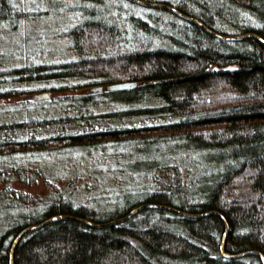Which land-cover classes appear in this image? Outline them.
I'll return each instance as SVG.
<instances>
[{"label":"trees","instance_id":"16d2710c","mask_svg":"<svg viewBox=\"0 0 264 264\" xmlns=\"http://www.w3.org/2000/svg\"><path fill=\"white\" fill-rule=\"evenodd\" d=\"M109 1L125 19L109 17ZM142 1L177 11L75 0L84 18L67 32L77 57L6 66L0 49V100L22 96L28 114L0 120V214L42 205L38 216L10 212L0 264H264V0ZM29 9L0 0V34L16 32ZM40 89L57 95L25 99ZM108 143L131 146L133 165L104 189L91 169L109 156L67 171L17 159ZM38 178L64 183L38 198L11 184ZM78 187L106 190L112 206L87 203Z\"/></svg>","mask_w":264,"mask_h":264},{"label":"rangeland","instance_id":"374dc122","mask_svg":"<svg viewBox=\"0 0 264 264\" xmlns=\"http://www.w3.org/2000/svg\"><path fill=\"white\" fill-rule=\"evenodd\" d=\"M24 1L27 5L31 6V9L27 12L29 18L20 25V28L15 29L17 30L16 32H10L9 29L6 28L2 34H0V49L5 50V65L8 66V64L12 62L18 66H22L27 63H36L39 61H66L77 57L78 53L75 51L72 45V39L67 32L70 26L84 18L82 10L76 8L75 4H73L75 0H49V2L47 1L45 3L42 2L43 0ZM57 1L61 4V6L58 4L60 7L58 5L55 6ZM47 3H52V6ZM108 4L114 10L111 12L113 16H109L111 19L115 18V20L120 21L119 19H121V17L124 18L128 14V11L118 9L114 3L109 1ZM102 7L103 9L106 8L104 6ZM121 14L123 16H121ZM85 17L87 16L85 15ZM132 32L133 31L129 34V38L131 39L133 35ZM39 91H41V89ZM56 95L57 93L52 91V97H56ZM50 100L42 101V103L49 102ZM39 102L41 103V101ZM35 107L36 105H32L30 109ZM11 114L18 115L20 120L27 117V109L22 106V96L19 98L14 97L7 100H0V120L5 119L6 116H10ZM131 150V146H120L119 144L108 143L92 150L84 149L82 153L80 152L77 154L69 152L65 155L51 156L49 155L50 153H43L40 155L29 154L28 156L22 157L20 153L17 155V159L18 163L28 162L36 165L43 164L45 169L48 170H58L62 167L63 171H67L68 167L79 164L75 162L79 160V158L85 159L84 162L79 164L81 165L80 169L82 168L85 170L92 165V160L103 156H109L110 160L107 164L94 165L92 167L94 169H91L93 172H96V174L102 176V178H105L104 180L106 181L103 183L104 186H102L104 189L107 185V181L112 183L117 181L116 179L118 176L121 175L129 165L130 167L133 165L130 162L127 163ZM123 160H125L124 163ZM129 171L132 172L131 168ZM103 175H105V177H103ZM54 183L62 185L64 182L60 183L58 179L53 178H38L37 183L31 185L19 181L11 182L13 188L17 191H24L37 198L40 197V195L46 196L50 193ZM80 183L81 182H77V185H80ZM6 184L7 183L4 181L0 182V190L3 189ZM79 188L80 187L73 189L76 194L87 203L97 205L104 209L112 206L107 205L109 204V199H105L103 196L106 190L104 191L101 188L87 191ZM100 192L102 194L101 196L99 195ZM40 207H42V205H35L32 201L28 203L23 201L20 203L17 202L16 207L11 206V210L7 211V213L0 214V229L10 224V220H7L10 212L17 214L28 212L29 215L38 216L40 214Z\"/></svg>","mask_w":264,"mask_h":264},{"label":"water","instance_id":"95a60500","mask_svg":"<svg viewBox=\"0 0 264 264\" xmlns=\"http://www.w3.org/2000/svg\"><path fill=\"white\" fill-rule=\"evenodd\" d=\"M141 3H145V4H150V5H160V6H164L166 8H169V9H172V10H175L177 11L176 9H174L171 5L167 4V3H152V2H145V1H142L140 0ZM185 16V15H184ZM195 22H197L198 24H202V22L200 20H197L193 17H189V16H185ZM247 36L246 35H242V36H236V35H229V36H222L223 38H226V39H240V38H243ZM130 85V84H129ZM123 85H112L111 88H117V87H122ZM127 86V85H125ZM104 90V86H99V87H92V88H89L88 91L90 92H97V91H103ZM52 97V91L51 90H42V91H36V92H33L31 94H28L26 96L25 99L29 100V101H47V100H50ZM147 206L146 204H142V205H139L137 206L136 208H134L130 214H133L137 211H139L140 209H142L143 207ZM58 217H52L50 218L49 220H53V219H56ZM47 222V221H45ZM37 226H39V224H36V225H30L28 227H26L18 236L17 240H19V238L27 231L33 229V228H36ZM17 242V241H16Z\"/></svg>","mask_w":264,"mask_h":264}]
</instances>
